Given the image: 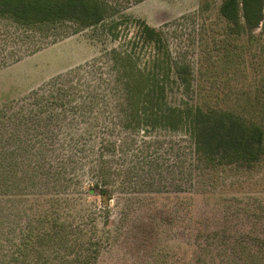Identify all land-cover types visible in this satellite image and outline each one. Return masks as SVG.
Segmentation results:
<instances>
[{
	"label": "trees",
	"instance_id": "16d2710c",
	"mask_svg": "<svg viewBox=\"0 0 264 264\" xmlns=\"http://www.w3.org/2000/svg\"><path fill=\"white\" fill-rule=\"evenodd\" d=\"M111 10L107 0H0V18L12 19L19 25L32 28L72 23L76 27L73 33L103 24L112 15ZM220 16L235 29L254 31L264 21V0H224ZM122 22L125 23V17L112 23L111 35L116 40L121 38L119 27ZM139 30L140 33L131 38L127 46L121 43L119 48L111 51L112 70L117 81H113L114 85L113 82L108 84L107 90L112 93L111 99L121 102L117 107L125 118L123 128L142 131L149 136L156 131H186L192 145L190 148L183 146L186 151L175 153L179 159L175 168H180L183 179H180L181 184L177 180L174 184L177 183L181 192L164 197L155 193L156 196L140 201L135 210L131 207L133 199L126 197L120 225L134 216L133 224L151 225L158 230L159 237L161 228L177 227L183 242L186 241L179 248L181 264H186L187 249L191 246L206 257L212 254V240L219 242L216 251L219 256L223 255L226 246L232 249L235 258L245 260L247 264H264L263 244L254 247L245 244L239 240V233L227 242V229L212 231L207 215L197 212L196 199L209 201L211 192H195L194 181L187 183L192 192L182 190L185 180L192 178L194 168L199 170L196 176L202 180L197 181L198 185L207 187L211 182L203 179L211 178L210 168L249 167L264 158V102H259L262 110L260 123L248 122L234 111L219 109L218 103L206 109V104L211 103L208 92L202 87L193 91L191 65L173 62L159 30L145 22H140ZM52 42L55 41L49 43ZM140 46L151 49L153 55L149 64L142 65ZM13 59L17 60V54ZM65 82L69 86L64 85ZM99 82L102 84H87L85 90L82 89L84 81H56L46 105L35 99L30 108L24 107L18 113L22 120L17 122V130L19 127L28 128L35 119L38 121L34 106L39 105L40 111L36 113L43 117L44 125H38L35 130L34 127L31 139L21 138L14 149H0V195L17 192V199H14L17 204L8 206L6 213L5 208L2 209L3 216H13L9 219L11 223L17 219V243L11 257L8 256L10 264L16 261L17 264H97L112 242L109 241L110 233L99 229L98 212L83 205L82 197L76 199L72 196V190L79 193L88 182V186H92L89 193L101 196L106 208L114 189L131 190L132 185L127 186V181L133 169L138 171V182L143 185L147 183L148 175L154 173L163 177L161 161L163 158L168 160L166 154L175 149L174 144L158 147L163 144L158 142L157 153L146 151L151 149L146 144L140 153H134V147L119 157L113 153L110 141L101 143V134L95 129L98 118L104 114L103 104L109 99L102 89L107 82ZM175 88L193 93L192 101L183 105L170 103L168 94H172ZM56 95L62 97L61 103L53 101ZM71 114L74 117H70ZM73 118L77 121L74 122ZM109 133L114 135L116 131ZM56 143L58 148H55ZM132 149L133 155L130 153ZM131 156L137 160L136 164L129 166ZM123 173L121 185H116L117 178ZM155 186L163 188L165 185L157 183ZM162 199L169 211L158 208ZM14 200L9 198L5 202L12 204ZM33 253L37 254V259L31 260ZM161 254L165 260L169 257L166 251ZM228 258L232 259L231 256Z\"/></svg>",
	"mask_w": 264,
	"mask_h": 264
},
{
	"label": "rangeland",
	"instance_id": "374dc122",
	"mask_svg": "<svg viewBox=\"0 0 264 264\" xmlns=\"http://www.w3.org/2000/svg\"><path fill=\"white\" fill-rule=\"evenodd\" d=\"M223 1L107 0L112 15L103 24L82 28L76 33H73L76 27L72 23L32 28L19 25L12 19L0 18V149H14L21 138L31 139L34 127L35 130L38 125H44L43 117L36 113L40 111L39 105L34 106L38 121L35 119V123L28 128L19 127L17 130V122L22 120L18 113L24 107L30 108L36 100L46 105L56 81H84L82 89L85 90L87 84L94 86L102 84L99 81L107 82L102 89L109 101L103 104L104 114L98 118L99 124L95 130L101 134V143L110 141L113 144L112 151L116 156L120 157L122 152L134 147V153H140L146 144L151 147L146 149L148 152H159L158 147L175 145V149L166 154L168 160L163 158L161 161L163 177L153 173V176H147V183L143 185L138 182V171L133 169L127 181V186L132 185L131 190L114 189L106 208L101 196L89 193L92 186H88V182L84 183L79 193L72 190V196L76 199L82 197L83 205L98 212L99 229H106L110 233L109 241L112 242L97 264H181L179 248L186 242H183L175 226L161 228V238L153 226L133 224L134 216L123 226L120 225L126 197L133 199L131 207L135 210L140 201L156 196L155 193H161L164 197L181 192L177 189V183L174 184L176 180L181 184L180 179H183L180 168H175L179 161L175 153L179 154V150L183 149L186 151V148L182 149L183 146L190 148L192 145L186 131H156L149 136L142 131L123 128L125 118L117 107L121 102L111 99L112 93L107 90L108 84L117 81V75L112 70L111 51L119 48L121 43L127 46V42L140 33V22L162 33L173 62L191 65L193 91L202 87L208 92L211 103L204 105L206 109L218 103L219 109L234 111L248 122H261L259 102H264V21L251 32L245 28L235 29L220 16ZM121 17H125V23L122 22L119 27L121 38L116 40L111 35V27L113 21H119ZM240 19L244 26L242 14ZM51 41L55 42L49 43ZM37 44L41 47L37 48ZM138 50L142 65L149 64L153 55L149 51L151 49L140 46ZM16 54L15 61L13 58ZM64 85L69 86L67 82ZM192 95L183 88H175L172 94H168V100L176 105L188 104V101H192ZM55 100L61 103L62 97L53 96ZM70 117L74 116L71 114ZM77 119L81 122L80 118ZM73 120L77 121L75 118ZM114 129L116 134H110ZM158 142L163 144L157 147ZM55 148H58L57 143ZM130 153L133 155V149ZM136 160L135 156L129 157V166L136 164ZM193 171L192 178L186 179L181 187L184 191L188 189L192 192L187 183L194 181L195 192L206 190L212 193L209 201L197 198L195 203L197 212L209 218L210 229L226 228L227 242L239 233V240L243 243L253 247L263 244L264 248V158L249 167L227 165L210 168L211 178L203 179L211 182L207 187L198 185L197 181H202L196 176L199 170L194 168ZM123 176L124 173L117 178L116 185H121ZM157 183L165 186H155ZM16 195L17 192L10 191L0 195V220L3 221L0 222V264H10L9 257L17 243V219L11 223L9 219L13 216H3L2 212L4 208L5 213L8 212V206L17 204L14 200L17 199ZM9 198L14 200L12 204L5 202ZM163 203L166 202L161 201L158 208L169 211ZM212 243L213 253L207 257L194 246L189 247L186 264H247L245 260L235 258L232 249L226 246L223 255L219 256L216 252L219 242L212 240ZM163 251L169 253L167 260L162 257ZM30 259H37V254L33 253Z\"/></svg>",
	"mask_w": 264,
	"mask_h": 264
}]
</instances>
